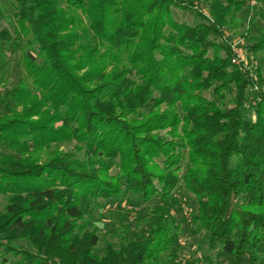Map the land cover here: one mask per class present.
<instances>
[{"label":"trees","instance_id":"1","mask_svg":"<svg viewBox=\"0 0 264 264\" xmlns=\"http://www.w3.org/2000/svg\"><path fill=\"white\" fill-rule=\"evenodd\" d=\"M10 3L0 264H264V29L247 46L261 62L253 73L225 37L244 1L210 0L212 17L196 25L174 16L194 9L185 0ZM180 187L197 199L194 232L215 259H177L165 207ZM128 196L158 201L150 227L100 255L87 204Z\"/></svg>","mask_w":264,"mask_h":264},{"label":"rangeland","instance_id":"2","mask_svg":"<svg viewBox=\"0 0 264 264\" xmlns=\"http://www.w3.org/2000/svg\"><path fill=\"white\" fill-rule=\"evenodd\" d=\"M191 2L193 10H174V16L179 21H185L196 25L204 17L211 18L210 0H185ZM245 8L240 15V23L233 28L225 29V37L233 45L234 55L232 62L236 65H245L252 71L261 66L255 54L247 49L251 37H256L264 29V7L256 0H243ZM198 12V13H197ZM15 25L14 8L10 0H0V31L8 29L13 31ZM245 32L246 37L242 36ZM261 55V54H258ZM254 102V98L250 97ZM249 106V105H248ZM8 204V196L0 195V212L5 210ZM158 201L150 205L138 202L132 196L127 198L102 202V207L97 204H87L90 229H95L99 235L97 251L103 255L108 244L119 248L125 237H140L150 227L151 218L155 216L153 211L157 208ZM160 205H162L160 203ZM172 213L176 221L178 242L176 243L178 261L185 263L193 258H202L205 255L215 259V253L209 248L207 234L195 233L192 218L198 209V202L194 195L188 193L183 187L177 188L171 202L165 207ZM25 244V242L20 241ZM16 258L10 256V264H14ZM217 264V263H216Z\"/></svg>","mask_w":264,"mask_h":264}]
</instances>
